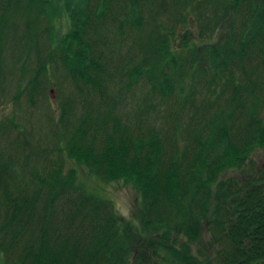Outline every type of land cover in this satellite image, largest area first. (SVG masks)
Here are the masks:
<instances>
[{"label": "trees", "instance_id": "1", "mask_svg": "<svg viewBox=\"0 0 264 264\" xmlns=\"http://www.w3.org/2000/svg\"><path fill=\"white\" fill-rule=\"evenodd\" d=\"M157 1L152 0L153 7ZM192 1L172 0L168 10L174 13V22L167 27L158 22L147 28L155 19L145 22L140 13V0H5V11L13 7L19 12H33L38 18L45 17V29L60 47L58 53L56 49L49 51L47 62H38L36 74H45L46 66L48 68L52 60H60L81 100L93 95L101 96L96 98L94 107L85 108L86 113L75 126L68 103L62 102L60 118L69 119V122L62 123L63 131L59 134L64 144L52 149L57 158L52 161L48 157L42 173L29 170L28 182L23 181L24 184H20V178L14 174L7 173L3 178V171L0 173V250L12 252L11 248L22 234L20 228L16 229L18 224L51 219L58 205L54 204V199L60 196L74 200L70 213L62 209L63 220L54 227L55 233L54 229L49 232V225L37 227L40 235L35 238L30 232L22 250L11 255L12 262L6 259L5 263L147 264L145 259L148 256H140L142 253L138 249L132 252L133 232L139 229L134 217L129 222L120 223L119 216L111 208L110 203L113 202L89 193L84 183L76 182L75 169L63 173L61 161L59 164L58 161L60 157H67L87 166L90 173L100 180H120L136 188L140 195L138 218L151 239L150 246L148 243L146 246L152 248L158 264H212L191 253L190 245L200 243L203 220L211 212L218 213L222 206L226 215L223 234L227 241L217 255L218 264H264V169L244 180L218 178L227 169L243 168L255 148H264V113L261 112L264 109V80H252L254 86L247 88L249 96L243 97L242 89L247 81L242 76L240 79L233 76L231 69L234 65L242 70V75H246L249 72L243 67L245 58L263 54L264 0ZM207 3L213 6L215 12L211 15L215 17L209 18L206 27L217 28L232 9L236 16H240L237 18L243 29L237 37L234 32H228L224 44L217 43L208 48L210 62L204 65L197 54L200 45L203 48L208 46L205 42H191L186 27L196 24ZM179 6H189L193 16L188 18L179 11ZM64 11L70 25L66 32L58 34L57 25L53 26L51 19L54 15L61 16ZM9 13L1 14L0 44L5 28L12 22ZM149 14L152 16V11ZM105 19L111 25L108 29L111 37L99 39V28ZM184 28L176 47L170 40L176 38L175 31ZM131 33L145 39L141 48L148 49V57L142 65L128 70L124 87L119 86L112 94L103 83L99 61L91 57V51L101 43L108 46V40L114 35L117 38L129 37ZM88 34L92 39H87ZM207 35L204 33L201 37L206 38ZM192 58V63H189ZM183 62L187 64L185 68ZM190 66L195 67L200 80L206 82L211 93L213 83L217 78L220 80L216 83L220 89L213 91V98H208V106L220 98L230 106L228 111L219 108L218 113L211 114L207 123L201 125L200 132L205 127L207 130L204 140L200 139L198 132L191 142H187V137L180 146L177 130L167 138L155 126L146 130L141 128L139 135L135 136L127 131L125 125H120L117 118H113L116 136L107 134L100 150L95 148L97 132L103 123L106 126L105 122L111 120L108 112L120 100V90H130L143 78L150 86L151 94L157 92L168 98L178 74L186 73V67ZM259 66L254 62L252 69ZM123 73L119 72L120 77ZM109 76L113 78L114 74ZM119 81L114 80L115 83ZM260 85L263 88L261 95L255 91ZM178 86H181L180 82ZM226 88L229 89L228 95L223 98ZM101 104L109 108L103 112L105 119H101ZM93 111L98 119L91 116ZM47 166L50 168L45 171ZM6 178L11 182L7 183ZM35 189L44 196L40 206L36 203L37 196L33 195ZM69 191L74 199L67 195ZM77 192L81 193L76 195ZM69 228L73 232H69ZM34 229L30 227L29 231ZM84 229V233L80 231ZM140 232L143 233L142 230ZM181 235L186 241L179 242ZM2 239L7 241L3 245Z\"/></svg>", "mask_w": 264, "mask_h": 264}, {"label": "rangeland", "instance_id": "2", "mask_svg": "<svg viewBox=\"0 0 264 264\" xmlns=\"http://www.w3.org/2000/svg\"><path fill=\"white\" fill-rule=\"evenodd\" d=\"M194 2L196 0H193L191 3ZM4 3L5 0H0V22H2L1 14H5L6 11L10 12L9 20L12 22L11 24L8 23L7 28H5L0 44V164H2L0 173L3 171V178L7 173L9 175L14 174L20 178L18 180L20 184H24L23 181L25 183L28 182V179H26L28 171L32 170L35 173H42L43 164L49 160L48 157L52 158V161L54 158H57L55 156L56 153L52 149L62 147L64 144L59 134L63 131L62 123L69 122V119L60 118L62 102L68 103L69 110L74 119L73 126H75L78 119L84 116L86 110L94 107L96 98L99 99L101 96L93 95L87 97L85 100H81L79 91L73 86L60 60H52L49 67L47 68L46 66L45 74L41 72L40 75H37L38 62H47L49 51H53L54 49H56V53L61 51L60 47H57V40L51 38L45 29V25L47 24L45 17L38 18L33 12L27 14L22 11L19 12L16 8L14 10L13 7L7 8L5 11L3 7ZM151 3L152 0L148 2L140 0L139 2L140 13L145 22L155 19V22L151 26L147 25V28H152L158 22L166 27L174 22V13L172 11L169 13L168 10L169 5L172 4V0H158L155 7ZM182 7H178L179 11L188 18H191L193 14L189 12L190 7ZM205 8L198 16L196 24L187 26L186 30H188V37L191 42H205L207 44L208 47L205 48L200 45L197 54V58L204 65L205 63L207 65L210 62L208 48L217 43H223L227 33L230 31L234 32L236 37L239 36L243 25L240 21L238 22L237 17L240 16H236L231 9V12L222 19L217 28L210 29L211 26L206 27L205 23L210 21L209 18H211V14L215 10L208 3ZM149 11H152V16H150ZM214 17L212 16L213 19ZM69 21L66 12L59 17L54 15L51 19L52 25H57L58 34L66 32L70 25ZM107 21L105 19L99 28L101 32L100 37H98L99 39L111 37L108 31L111 25ZM184 31L185 28L175 31L176 38L173 40L172 37L170 40L176 47L179 45V39L182 38ZM204 33L208 34L206 38L201 37ZM117 37L114 35L109 39L108 46L102 43L96 45L91 51L92 54L90 53L92 58L99 61L100 75L104 78L103 83L112 94L117 92L119 86L124 87L123 84L127 81L126 75L128 70L135 65H142L141 63L145 61L149 53L148 49L141 48V44L145 40L144 38L139 39L137 35H132V33L129 37ZM87 39L90 40L92 37L88 34ZM192 60L193 58L190 59L189 63H192ZM254 62L260 64L259 68L256 69L254 67L252 69ZM183 63L185 68L187 64H185L186 62ZM243 67L249 72L246 74L247 77L245 73L242 75V70L236 66L232 65L231 69L233 76L239 79L242 76L243 80L247 81L246 87L242 91L243 97H248L249 91L247 88L254 86L252 80H264V51L262 55H257L255 58L246 57ZM186 69V73L178 74V78L173 83L174 87L168 98L157 92L151 94L150 86L143 78L135 83L130 90H126L125 92L120 90V94L122 95L120 100L111 107L113 110L108 112L111 120L105 122L106 126L103 123V127L100 126L97 132L98 137L94 145L96 146L95 148L100 150L101 143L104 142L107 134L114 133L113 124L115 120L113 118H117L120 125H125L128 128L127 131H130L135 136L139 135L138 133L141 128L146 130L151 126H155L160 130L162 136L167 138L172 137L175 130H177L176 138L179 145L182 146V141L186 142L187 137H189L187 140L189 143L194 134L201 131V125L207 123V119L211 114L218 113L219 108L228 111L230 108L229 104L221 98L219 101L211 103L210 106L207 104L208 98H213L215 95L213 91H219L220 86H217L216 83L220 82V80L217 78L216 83H213V91L211 93L206 88V82L200 80L195 67L190 66L186 67ZM255 70L256 73H254ZM120 71H124L121 77ZM109 74H114V77L111 78ZM115 79L121 81L115 83ZM178 82L181 83L180 87L178 86ZM228 91L229 89L226 88L222 95L223 98L227 97ZM255 91L261 95V92H263L262 86L260 85L255 88ZM184 99H186V102L183 101ZM99 107L102 110L101 119H105L106 114L103 117V112L109 110V108L104 104H101ZM256 108L259 109V106H256ZM261 112L264 113V109ZM91 116L94 119H98L94 111ZM206 131L205 127L199 133L201 140H204L206 137ZM113 135L116 136V133ZM59 159L58 164L61 161L63 173L67 174L69 170L75 169L76 182L84 183L85 189L89 193H94L99 197L102 196L101 198L108 199L109 202H113V204L110 203L111 208L116 211L120 223L129 222L134 217L135 224L138 223L139 229L133 232L132 239L135 241L132 252L134 253L138 249L139 253H142L140 256H148L145 259L147 264H158L152 248L146 246L147 243L150 246L149 241L151 239H149V235L145 234L146 231L142 229L141 221L138 218L137 207L140 195L136 188L131 183L120 180L111 182L100 180L98 176L96 177L90 173L87 166L79 165L67 157H60ZM50 166H47L45 171ZM260 169H264V148L259 147L251 152L243 168L227 169L218 178L236 177L239 180H244L250 175H256ZM0 177H2L1 174ZM6 182L10 183L11 180L8 178ZM7 188L9 190V185ZM38 193L39 191L35 189L33 195L37 196L36 203L40 206L44 196L42 192ZM80 193L77 192L76 195ZM67 195L72 196L70 191ZM76 195L74 197L77 198ZM54 201V204L58 205L55 206L56 210H54L55 213H53L51 219L42 218L38 222H32V224L21 223L17 225L16 229L20 228L22 234L19 235L18 240L11 248L12 252L0 250V264H7L4 262L6 259L10 262L13 261L11 255L22 250L30 232L37 238L41 233L37 227L49 225L51 227L49 232L52 229H54L53 233L56 232L54 227L59 224L60 220H63L62 209L70 213L74 200H65L59 196ZM224 211L222 206L218 213L211 212L203 220L200 243L190 245L191 253L198 259L218 264L219 258L217 255L224 248L227 241V238L223 234V227L225 225L223 220L226 219ZM30 227H35L36 229L29 231ZM71 228L73 229V227ZM71 228H69V232H73V230H70ZM141 230L143 233L140 232ZM80 231L84 233L86 229ZM62 232L64 231L61 230ZM181 240L186 241V238L181 235L179 242ZM5 242L7 241L2 239L1 245ZM165 264H168V262H165Z\"/></svg>", "mask_w": 264, "mask_h": 264}]
</instances>
